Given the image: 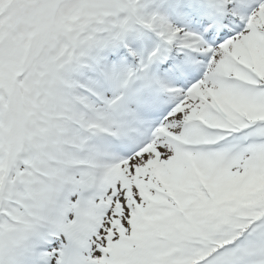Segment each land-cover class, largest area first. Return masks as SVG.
I'll return each mask as SVG.
<instances>
[{
	"label": "snow or ice",
	"instance_id": "obj_1",
	"mask_svg": "<svg viewBox=\"0 0 264 264\" xmlns=\"http://www.w3.org/2000/svg\"><path fill=\"white\" fill-rule=\"evenodd\" d=\"M0 264H264V0H0Z\"/></svg>",
	"mask_w": 264,
	"mask_h": 264
}]
</instances>
